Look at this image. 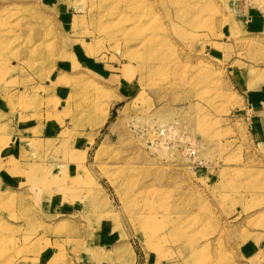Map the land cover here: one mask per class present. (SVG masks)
Here are the masks:
<instances>
[{
    "label": "rangeland",
    "instance_id": "1",
    "mask_svg": "<svg viewBox=\"0 0 264 264\" xmlns=\"http://www.w3.org/2000/svg\"><path fill=\"white\" fill-rule=\"evenodd\" d=\"M0 67V264H264V0H0Z\"/></svg>",
    "mask_w": 264,
    "mask_h": 264
},
{
    "label": "bare ground",
    "instance_id": "2",
    "mask_svg": "<svg viewBox=\"0 0 264 264\" xmlns=\"http://www.w3.org/2000/svg\"><path fill=\"white\" fill-rule=\"evenodd\" d=\"M114 28V26H112L109 22L108 23H105V24H101L98 28H92V29H95L99 34L100 33H102V32H106L107 31V33H108V35H109V37H111V35H112V30L111 29H113ZM111 30V31H110ZM95 33V32H94ZM84 34H90V32L88 31V32H84ZM131 58H133L134 57V55L132 54V56H130ZM5 68H2V67H0V71L2 70H4ZM4 71H6V69L4 70ZM26 90V89H25ZM20 91V90H19ZM25 91H22L20 94H22V93H24ZM19 94V93H18ZM25 94V93H24ZM24 94H22V96H24ZM19 96V95H18ZM71 123V122H70ZM28 136H26V139H28L27 141H29V142H31L32 143V146H34L36 143L35 142H33V140H32V138H33V135H32V133H30V134H27ZM43 146L41 145V144H39L38 146H37V148L39 149V150H41V148H42ZM66 147V146H65ZM19 169V168H18ZM17 171V170H16ZM18 172H19V170H18ZM82 174H83V172H82ZM80 177H82V175L80 176ZM76 187L77 186H79V184H80V182H79V180L77 179L76 181L74 180V183H73ZM56 245V244H55ZM58 249V248H57ZM57 249H55V248H53V249H51L52 251H53V253H54V255H59L60 256V254H59V252H58V250ZM45 252V251H44ZM58 259H59V257H58ZM53 261H55V259L53 260H49V261H47L45 264H53ZM56 264V263H55Z\"/></svg>",
    "mask_w": 264,
    "mask_h": 264
},
{
    "label": "crops",
    "instance_id": "3",
    "mask_svg": "<svg viewBox=\"0 0 264 264\" xmlns=\"http://www.w3.org/2000/svg\"><path fill=\"white\" fill-rule=\"evenodd\" d=\"M15 153V152H14Z\"/></svg>",
    "mask_w": 264,
    "mask_h": 264
}]
</instances>
